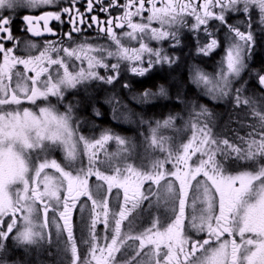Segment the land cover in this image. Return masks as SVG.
I'll list each match as a JSON object with an SVG mask.
<instances>
[{
	"label": "snow or ice",
	"instance_id": "obj_1",
	"mask_svg": "<svg viewBox=\"0 0 264 264\" xmlns=\"http://www.w3.org/2000/svg\"><path fill=\"white\" fill-rule=\"evenodd\" d=\"M56 2L57 0H27L29 5H54ZM67 2L73 7H63L62 11L46 12L36 17L25 16L24 30L34 32L37 36L55 35L53 28L49 27V22L60 24L62 15L68 16L79 0ZM136 2L139 4V15L144 10V0ZM241 2L245 12L251 4H259L264 12V0H204L201 12L197 11L192 0L188 3L159 0L162 5L159 8L156 6V0H149L151 7L148 11L151 15L147 17V23H133V14L125 12L121 18L124 23L118 27L122 29L127 26L129 31L118 35L111 27L106 31L100 29L110 38L111 47L79 45L76 48H66L45 43L38 56L24 59L13 55L12 48L5 49L4 43L0 42V58L3 60V63H0V240L6 239L18 227V217L22 220L17 233L19 239L32 241L44 236L50 239L51 233L47 230L51 211L53 226L66 233L67 239L73 244V264H80L75 244L74 215L77 211L83 213L87 210L91 237L88 264H118L117 253H121L122 249L126 252L129 248L132 254L125 264H143L141 257L145 255L151 257V264H264V166L254 174L243 173L234 176L225 175L222 171L224 161L229 158L255 160L257 156L264 157V131L259 133V140L251 138L254 134H250L248 140L239 137L240 143L237 144L229 139L213 138L211 129L205 125L204 128H199L198 134L194 133L186 144L181 145L176 154L164 149V159L155 161L151 171L125 163L123 166L110 167L107 170L110 174H107L101 171V167L109 159L105 145L108 141L115 140L118 145L123 146L125 140L113 136L108 131L96 140L74 134L69 124L71 106L68 108V115L59 117L48 108L40 109V117L28 110H24L22 115L20 112L4 110L6 106H19L22 100L35 102L38 97L47 98L49 95L62 98L61 86L75 88L78 84L90 80L112 84L119 77L123 62H128L127 71L138 76H144L155 64L174 63L173 59L164 54L163 49L149 47L148 43L144 42L145 36L157 41L171 38L179 44L176 33L165 30V25L170 27L177 23L181 13L195 16L196 24L193 28L196 29L206 25L209 18L226 24L225 10L231 8L233 11H239L236 5ZM22 3L24 0H0V8L11 9ZM217 5L220 7L219 15L210 11ZM119 6L109 0V8ZM86 7L89 13L93 10L92 0H87ZM101 11L107 12L108 9L102 8ZM154 20L160 22V28L151 27ZM64 22L72 27V20ZM40 23L43 24V33L35 28V25ZM111 23L109 21V25ZM10 25L11 21L0 15V34L15 44ZM88 27L93 25L89 24ZM227 27L230 33L234 34L236 42L231 43L226 51L227 73L221 75L210 89L221 97L226 96L230 89L229 76L240 74L244 67L245 49H250L253 43L250 31L246 35L237 28ZM79 31V28H75L64 33V36L71 40ZM204 31L208 36H214L207 28ZM125 38L137 41L139 48L126 47L122 43ZM217 47V39L212 38L198 51L207 55ZM52 53H55V57ZM145 54L148 55L147 60ZM108 58H114L116 63L108 64ZM67 61H72L73 71L69 70ZM76 61L80 63L77 65ZM145 63L148 67L143 66ZM17 65H22L23 71H17ZM100 68L112 74L101 76L98 71ZM29 71L34 75H26ZM259 79L264 83V76ZM195 82L212 83L199 71L196 73ZM38 84L40 87H37ZM123 86L129 87L127 84ZM155 95L165 96L166 91L161 86L159 93L145 91L139 96H133V99L146 103ZM236 100L237 103H249L248 100L241 101L238 95ZM109 102L118 103L115 97ZM202 113L207 114V109H202ZM254 114L260 115L255 112ZM260 119L264 121V115H260ZM164 123L170 124L171 118ZM156 131L152 129L154 145L158 144ZM45 141H50L51 144H45ZM81 143L82 152L87 154L86 164L78 152V145ZM57 145L63 148L70 165H83L73 169L75 174L66 171L55 159L45 158L30 169L28 161L21 155L25 149L35 148L46 152L49 147ZM159 146L162 147V144ZM126 150L125 148L124 151ZM101 152L104 153L103 159ZM193 157L196 159L193 160ZM30 170L33 175L29 179ZM49 170L54 171L49 174ZM93 177L96 181L95 187L89 184ZM161 181H164L163 185ZM254 181H259L258 191H254ZM17 182L22 188L15 192L13 200L7 190ZM237 182L239 187L236 186ZM154 187L156 191H153ZM151 198H154L157 204L163 199L169 205L170 222L164 226L158 218L153 217L150 226L139 234H131L133 221L137 218L133 213L142 208L145 201L152 207ZM113 202H118L119 207H110ZM36 213L43 217L40 224L33 218ZM125 221H128V232H122ZM98 225H102L104 229V234L99 238L96 232ZM186 227L195 233L205 234L207 238L193 239L187 236ZM225 233L229 236L238 235L240 242L237 243L236 239L222 240ZM246 234L251 235L245 238ZM213 243L218 247H212ZM146 248L148 252H145ZM201 249L204 250L202 258L191 260L190 257Z\"/></svg>",
	"mask_w": 264,
	"mask_h": 264
},
{
	"label": "rangeland",
	"instance_id": "obj_2",
	"mask_svg": "<svg viewBox=\"0 0 264 264\" xmlns=\"http://www.w3.org/2000/svg\"><path fill=\"white\" fill-rule=\"evenodd\" d=\"M59 1V0H58ZM57 1V2H58ZM56 2V4H57ZM55 5V4H54ZM54 5L48 4H35L29 5L27 4V0H24V3L19 4L15 8H0V15L3 17L6 14H14L18 15L23 10H26V13L42 10L46 8H51ZM25 14V13H24ZM160 22H157L156 25H153L152 28H160ZM165 30L175 32L176 35H179V29L171 25H165ZM57 41L56 47H66V48H76L79 45H92L93 47H97L100 45L111 47L112 42L110 39H101V38H91L78 36L71 41L60 42ZM144 42L148 43L149 47L153 49H163L164 54H166L169 58L174 60V63H159L155 64L151 70L146 73L144 76L135 75L126 70L128 62H123L121 64V72L119 77L112 83L107 84L103 81H97L99 85H94L93 80L83 82L78 84L75 88H64L62 87L63 97L58 98L59 102L62 104L67 102L65 98L70 92L79 93L78 97H72V105H71V118L69 120L70 127L72 128L74 134H78L80 136H84L89 140H96L101 137V134L105 131H108L113 136H119L120 138L125 140V145H118L115 140H110L105 145V149L108 153L109 159L105 161L103 167H101V171H105L107 174H110L107 170L112 166H123L125 163H131L134 166L140 168L141 170H152V165L157 160L164 159L166 152L164 149L170 150L173 154H176L177 150L181 145L186 144L193 136L194 133L198 134L199 128H204L207 125L208 129H211V135L213 138L218 140L229 139L226 138L223 134L222 136H215L213 133V127L211 125L213 118L215 117L214 125L219 120H224V113L219 114L217 117L213 110L208 107L206 104H196L191 105L190 101L181 99V94L184 91V88L180 84V81L174 78H168V85L163 84L162 87L166 91V95L163 96L162 100L159 102V111H161L162 115L153 116V113L147 114L148 109L145 107V104L141 103L138 105V108L135 109L132 107L125 99L126 96L128 99L131 98L133 102L138 100L133 99V96H138L136 92H134L131 86V82L137 79H141L151 75L155 71H167L171 68H174L178 63V53L177 48H179V44H176L171 38L164 39L163 41L150 40L145 36ZM234 35L230 33H225L224 35V45L228 48L231 43H235ZM45 43H48L47 41ZM45 43L41 41L31 42L29 38L26 36L20 37L18 39V44L21 46L22 51L31 54V50L39 53ZM122 43L125 44L126 47L130 48H139V43L137 41H129L127 38L122 40ZM29 45H35L36 47H29ZM199 49V48H198ZM197 49V50H198ZM227 51V50H226ZM252 51L250 49L245 50V56L243 58L244 67L240 70V74L238 76H229L230 80V89L226 96L221 97L215 92H211L213 84L219 80L221 75L227 73V61H226V52L222 54L221 58L219 57L220 66L216 67L215 70L211 69L207 71L208 68L205 67L203 63H198V60L191 55L192 61L191 64L188 65V74L190 76V81L198 88V90H204L203 92L209 95L208 99L216 102V103H226L230 101L232 104V108L237 109V114L240 115L238 118H233L232 127L235 128V122L239 121L240 126L245 131L244 134L240 137H243L245 140L251 138L259 140V133L264 131V121H261L260 115H264V95L259 93V89H264V87L257 88L255 84L258 83L259 78L261 77L260 64L258 65L257 59L252 58ZM201 52L195 51V57L197 59L201 58ZM53 57H55V53H53ZM249 58V59H248ZM148 59V55L145 54V60ZM2 58H0V63ZM70 65L69 70L73 71L72 61H67ZM108 64L116 63L114 58H108L106 61ZM77 65L80 63L79 61L75 62ZM144 67H148V64L145 63ZM55 67V66H53ZM86 67V61H85ZM78 70V69H76ZM51 71V69H50ZM99 74L101 76L111 75V72L105 71L104 68H100ZM199 71L204 76H207L212 83L205 84L203 82H195L196 73ZM213 72V73H212ZM210 73V75H209ZM43 79V78H41ZM56 77H53L55 81ZM255 83V84H254ZM129 85L128 88H125L123 85ZM260 86V85H258ZM38 87L40 85L38 84ZM173 88V90H172ZM187 88V87H186ZM159 90L151 91L159 93ZM176 92H175V91ZM239 90V92H237ZM143 93V92H142ZM171 93H177L176 95H170ZM67 94V95H66ZM97 94H101L103 96L105 102H107V106L109 109L110 119L117 120L121 126H125L128 129L127 133H120L116 130L108 129V128H100L97 132H91L95 128V123L87 118L86 115H82L79 113V110L86 111L87 108H93L94 112L97 113L95 109V103L97 102ZM126 94V95H124ZM66 95V96H65ZM185 96V94H183ZM237 95L240 97V100H248L249 103H237L236 97ZM100 96V97H101ZM115 97L116 102L110 103L109 101ZM94 98V99H93ZM175 98H178L181 101H173ZM211 101V102H212ZM88 102H91L89 104ZM93 102V103H92ZM172 102L176 104H172ZM193 102V101H192ZM207 103V102H206ZM45 105V106H44ZM211 106V105H210ZM32 108L39 109L38 114H34L36 117H40L42 113L40 109L48 108L50 109L56 116H66L68 115V111L63 110L60 104L52 103L51 100L46 99L44 101H39L31 106ZM23 108V106H6L5 111L10 112L9 110ZM115 109V111H114ZM202 109H207V114L202 113ZM255 113H259L260 115H255ZM214 113V115H213ZM127 117V119L125 118ZM171 118V123L166 125L164 122L168 121ZM223 118V119H222ZM224 122V121H223ZM159 125V126H158ZM152 129H156V137L158 144H152ZM235 138V139H234ZM234 140H230V142H234L239 144V137H234ZM45 144L50 145V141H45ZM162 144V147L159 146ZM246 146V145H245ZM14 147V145L12 146ZM82 143L78 145V152L81 154L85 164L87 162V154L82 152ZM127 149L124 151V149ZM29 163V167L35 164L43 162L46 159H55L62 167L65 168L66 171H73L74 168L82 167L81 164H73L70 165L65 157V153L62 147L60 146H51L47 149L46 152H41L38 149H25L24 153L21 154ZM104 158V153L101 152V159ZM196 157H193L195 160ZM219 159V157H218ZM231 161H235L237 163L241 162L240 167L236 169L230 168L229 163ZM75 163V162H73ZM264 166V157L257 156L255 160H243L236 158H229L224 161V166L222 171H224L225 175H241L243 173H256L259 171V168ZM54 170H49V174H52ZM33 175V173L29 172L28 178ZM31 182V181H30ZM164 181H161L163 185ZM254 191L259 190V181H254ZM258 183L257 185H255ZM89 184L91 187H95L96 181L95 178H91L89 180ZM237 187H239V182H237ZM22 188V185L17 182L7 190L8 194L15 200V192ZM115 191V190H114ZM153 191H156V188H153ZM63 195V193H61ZM153 199L152 207L149 205L144 208L143 216L146 220L151 217V214L157 216L159 214V218L161 221H167L171 219V213L169 211V205L165 203L163 199L160 200L159 204L155 202ZM190 203V201H189ZM115 202L112 203L114 205ZM39 207V205H38ZM114 207V206H112ZM40 212H42V208H40ZM34 220L37 224H40L43 220L42 215L39 213L34 214ZM6 222H7V218ZM18 227L13 230L11 234L8 235L6 239L0 240V264H73V244L71 241L67 239L66 233L62 232L59 229H56L53 226V215L52 212H49V228L48 232L51 233L50 239L47 236L38 237L32 241H24L18 238L17 233L20 230L19 225L22 223L20 217L17 218ZM145 220V221H146ZM141 227V226H140ZM139 229V225L136 224V221L133 222L131 228V234L135 235V231ZM128 221H125L122 225V232H128ZM97 236L99 238L100 234H104V229L102 225H98ZM74 234H75V244L76 251L79 253L80 264H88L87 256L90 251V243L91 237L89 235L88 229V212L85 210L83 213H78V218L74 225ZM5 240H12L8 246H4L2 248V244H4ZM131 248L127 250V254L130 252ZM21 252V255L19 254ZM201 258V257H200ZM143 264H151V261L145 257L142 259ZM118 264H125L123 262L121 256H117Z\"/></svg>",
	"mask_w": 264,
	"mask_h": 264
},
{
	"label": "flooded vegetation",
	"instance_id": "obj_3",
	"mask_svg": "<svg viewBox=\"0 0 264 264\" xmlns=\"http://www.w3.org/2000/svg\"><path fill=\"white\" fill-rule=\"evenodd\" d=\"M58 1V0H57ZM93 2V10L89 13L86 7L87 0H79L78 3L75 4L74 9L68 16L62 15V20L60 24H57L55 21L49 22V27L53 28V32L56 33L55 35H48L44 36L41 35L39 37H36L32 35L29 32H26L24 30V17L25 16H40L43 13L46 12H57L62 11L63 7H73L70 5L67 0H59L57 4H55L51 8L46 9H40L37 11L26 13V10H23L18 15L14 14H6L4 17L5 19H9L11 21V35L15 38V44L11 41H7L3 34H0V42L4 43L5 49L12 48L13 55L27 59L29 56H38L41 51L36 53L35 51L31 50V54L26 53L21 49V46L18 44V39L20 37L26 36L31 40V42L34 41H41L45 43L46 41L48 44H52L55 42L57 44V41L59 42H69L72 39L82 36V37H88V36H94L95 38H101V39H110L105 32H101L100 29H104L105 31L111 27L112 31H115L118 35L122 32H127L130 29L125 26L124 28H119V24H123L124 21L121 19L125 12H131L133 15L131 17L133 23H147V17L151 15V13L148 11V9L151 7V3H149V0H144V10L137 15V9L139 8V4L136 2V0H112L113 4H119V7H112L109 8V0H92ZM180 3H188L189 0H179ZM194 5L197 7V11L201 12L202 8L201 6L204 4V0H192ZM125 4H129V7H124ZM156 6L157 8L161 7L162 5L159 3V0H156ZM239 11H233L231 8L226 9L224 12L225 15V21L226 24L222 23L218 19L215 18H209L206 25H201L198 29L193 28V25L196 24V18L194 15L190 13H181L180 16H178V22L173 24L174 27L179 29V48H177L178 56L177 59L180 58V55L187 56L188 65L191 64L192 61L190 53L194 56L196 60H198V63H203L206 68H208L207 71H210L213 69L215 70L216 67L220 66L219 57L221 58L222 54H224L227 50V47L224 45V35L225 33H230L229 28L227 26H232L234 28H237L239 31L244 32L246 35L250 31L253 35V43L250 47V50L252 51V58L255 60L257 59L258 65L260 64V70L262 72L261 76H264V12L261 11L259 4H251L248 8V11H243L244 4L238 3L236 5ZM102 8H107V12L101 11ZM215 15L220 14V7L219 5L212 7L210 9ZM25 13V14H24ZM72 20L73 24L72 27H69L68 23H65L64 21ZM109 21H111V25H109ZM159 21H152L151 27L153 25H156V23ZM91 24L93 27H88V25ZM39 29L43 31V24H37ZM79 28L80 31L72 36L71 40H67L64 36V33L71 31L72 29ZM207 28L208 32L214 33L213 37L208 36L204 29ZM232 34V33H230ZM234 35V34H232ZM215 38L218 41V47L215 48L213 51L205 55L204 53L201 54V58L197 59L195 57V51H198L197 49L200 47H203L207 43L210 42V39ZM56 46V45H55ZM247 50V49H245ZM199 52V51H198ZM200 53V52H199ZM53 55V53H52ZM249 59V58H248ZM3 63V60L1 61ZM17 71H23L22 65H17ZM166 71H160L159 73L162 74ZM213 73V72H212ZM26 75L32 76L34 75L33 72H27ZM210 75V73H209ZM44 79V77H41ZM167 79V78H165ZM98 80H93L94 85H99L97 83ZM187 88L185 89V96L181 94V99L190 101L191 105L196 104H207L211 105L210 99L207 98L209 96L203 92L204 90H198L196 86L190 81V76L188 74L187 69ZM97 83V84H96ZM255 84V83H254ZM260 85V86H258ZM257 88L264 87V83H261L260 79L258 80V83L255 84ZM38 87V85H37ZM160 89V88H159ZM43 90V89H41ZM158 90V88L154 89L153 91ZM152 91V90H151ZM156 93V92H152ZM77 94L79 93H73L70 92L65 98L67 99V102L62 104L59 102L58 98L54 95H49L47 98L38 97L35 102L22 100L21 104L19 106H23V108H17L9 110L10 112H20L21 115L23 114L24 110H28L30 113L38 114L39 109L32 108L31 106L39 101H44L46 99L51 100L52 103H57L61 105V108L63 110L68 111L69 106H71L72 103V97H78ZM141 93H137L139 96ZM97 102L95 103V109L97 113L94 112L93 108H87L86 111L79 110V113L82 115H86L87 118H90L95 123V128L91 132H97L100 128H108L112 130H116L118 132L127 133L128 129H126L125 126H121L117 120L110 119L109 116V109L110 107L107 106V102L104 101L101 96V94H97ZM126 95V94H124ZM170 95H175L174 93H171ZM101 96V97H100ZM163 96L155 95L150 98L149 102L144 103L145 107L148 109L147 114L150 115V113H153V116H159L162 115L161 111H159V102L162 100ZM94 99V98H93ZM124 99L135 109L138 108V105H141V102H133L131 98H127L124 96ZM173 101H181L178 98H175ZM193 101V102H192ZM207 102V103H206ZM91 104V102H88ZM93 103V102H92ZM143 104V103H142ZM172 104H176L172 102ZM45 106V105H44ZM107 117V121H104V117ZM119 129V130H118ZM254 184V183H253ZM256 183L255 185H257ZM147 186V185H146ZM155 188V187H154ZM83 199V198H82ZM152 199V198H151ZM148 205V202L145 201L142 208L138 209L136 213H133V216H136L137 218L133 221H136V224L139 225V229L135 231V235L139 234L144 230V228L150 226V220L153 217H156L159 219L160 223L164 226H166L170 220L167 221H161V219L158 217L159 214H156L157 216L151 214V217H149L147 220L144 218L143 213L141 211H144V208ZM114 206L113 208H118L119 204L118 202H115L114 205H110V207ZM78 213L74 215V225L78 218ZM131 219V217H130ZM146 220V221H145ZM141 226V227H140ZM185 234L187 236L192 237L193 239H203L207 238L205 234L203 233H195L192 230H189L187 227L185 229ZM103 234H100L99 237H101ZM251 234H246L247 238ZM255 239V237L253 236ZM222 240H230V239H236L237 243H239V237L238 235L229 236L227 233L221 238ZM132 244V242H129ZM135 247V245H133ZM207 247V246H206ZM212 247H218L216 243L212 244ZM128 250V249H127ZM145 252H148V249H145ZM204 250H198L193 256L190 257L191 260L196 261L198 258H202ZM132 254V250L127 254V251L125 252V249H122L121 253H117V256H121L123 262H125ZM147 257L151 261L150 256H142L141 258L144 259Z\"/></svg>",
	"mask_w": 264,
	"mask_h": 264
},
{
	"label": "trees",
	"instance_id": "obj_4",
	"mask_svg": "<svg viewBox=\"0 0 264 264\" xmlns=\"http://www.w3.org/2000/svg\"><path fill=\"white\" fill-rule=\"evenodd\" d=\"M90 37L95 38L94 36H90ZM187 58H188L187 56H184L181 54L180 58L178 59V63L174 68H171L170 70H167L166 72L162 74L159 73L160 71H155L147 77L137 79V80L134 79V81L131 82L132 89L130 90H133L136 93H141V92H145L146 90H154L156 88L159 89L161 88L163 84L168 85V82H167L168 78L169 79L174 78L180 81V84L184 88V91L182 93H185V89L188 83L187 81V69H188ZM259 93L264 95V89H259ZM174 94L176 95L177 93H174ZM211 103H212L211 106L207 104L206 105L213 110V112L215 113V116L217 117L219 114L224 113L222 115H224L225 117L224 120L222 121L219 120L220 124L218 122V125L217 124L214 125L215 117L213 118L211 125L213 127V133L215 136H222L224 134L226 138H230V140L231 139L234 140L235 136L240 137L241 135L244 134L243 132L245 131V128L243 129L240 126L239 121H234L235 128L232 127L233 118H238L240 117V115L237 114L236 108H232V104H230V101L227 102V104L223 102L216 103L214 101H212ZM103 120L107 121V117L105 116ZM239 164L241 165V162L237 163L235 161H231V163H229L228 165L230 168L236 169L237 167H240ZM11 241L5 240L4 244H2V248L5 245L8 246L10 243H12ZM0 252H1V249H0ZM19 254L21 255V252Z\"/></svg>",
	"mask_w": 264,
	"mask_h": 264
},
{
	"label": "water",
	"instance_id": "obj_5",
	"mask_svg": "<svg viewBox=\"0 0 264 264\" xmlns=\"http://www.w3.org/2000/svg\"><path fill=\"white\" fill-rule=\"evenodd\" d=\"M43 14H44V13H43ZM33 17H36V16H33ZM35 28L38 29V30H40L39 27H38V25H35ZM40 31H41V30H40ZM41 32L43 33V31H41ZM31 34L34 35V36H36V37H39V36L35 35L34 32L31 33ZM42 35H44V36H48L49 34H42ZM40 36H41V35H40Z\"/></svg>",
	"mask_w": 264,
	"mask_h": 264
}]
</instances>
